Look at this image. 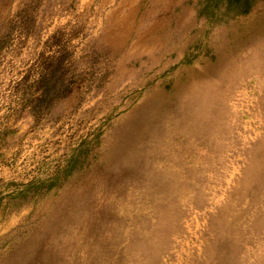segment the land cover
<instances>
[{"label":"rangeland","instance_id":"rangeland-1","mask_svg":"<svg viewBox=\"0 0 264 264\" xmlns=\"http://www.w3.org/2000/svg\"><path fill=\"white\" fill-rule=\"evenodd\" d=\"M0 264H264V0H0Z\"/></svg>","mask_w":264,"mask_h":264},{"label":"trees","instance_id":"trees-1","mask_svg":"<svg viewBox=\"0 0 264 264\" xmlns=\"http://www.w3.org/2000/svg\"><path fill=\"white\" fill-rule=\"evenodd\" d=\"M222 1H224V0H208L209 3L213 2L214 5L219 4Z\"/></svg>","mask_w":264,"mask_h":264},{"label":"bare ground","instance_id":"bare-ground-1","mask_svg":"<svg viewBox=\"0 0 264 264\" xmlns=\"http://www.w3.org/2000/svg\"><path fill=\"white\" fill-rule=\"evenodd\" d=\"M70 186V185H69Z\"/></svg>","mask_w":264,"mask_h":264}]
</instances>
